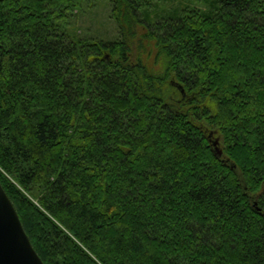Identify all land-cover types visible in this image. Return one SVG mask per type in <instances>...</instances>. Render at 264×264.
Here are the masks:
<instances>
[{
	"label": "trees",
	"instance_id": "trees-1",
	"mask_svg": "<svg viewBox=\"0 0 264 264\" xmlns=\"http://www.w3.org/2000/svg\"><path fill=\"white\" fill-rule=\"evenodd\" d=\"M106 1L109 42L74 30L93 0H0V184L35 252L264 264V0Z\"/></svg>",
	"mask_w": 264,
	"mask_h": 264
},
{
	"label": "water",
	"instance_id": "water-1",
	"mask_svg": "<svg viewBox=\"0 0 264 264\" xmlns=\"http://www.w3.org/2000/svg\"><path fill=\"white\" fill-rule=\"evenodd\" d=\"M215 154L221 151L214 143ZM242 180V178L240 177ZM0 264H43L27 237L17 212L0 184Z\"/></svg>",
	"mask_w": 264,
	"mask_h": 264
},
{
	"label": "rangeland",
	"instance_id": "rangeland-1",
	"mask_svg": "<svg viewBox=\"0 0 264 264\" xmlns=\"http://www.w3.org/2000/svg\"><path fill=\"white\" fill-rule=\"evenodd\" d=\"M178 1L172 0L173 3ZM73 27L78 35L87 39L109 42L118 37L117 27L111 19V6L106 0H93L91 7H84L75 16Z\"/></svg>",
	"mask_w": 264,
	"mask_h": 264
}]
</instances>
